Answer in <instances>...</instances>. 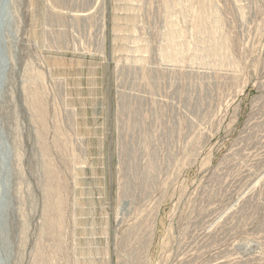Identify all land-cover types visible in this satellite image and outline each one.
<instances>
[{
    "label": "rangeland",
    "instance_id": "rangeland-1",
    "mask_svg": "<svg viewBox=\"0 0 264 264\" xmlns=\"http://www.w3.org/2000/svg\"><path fill=\"white\" fill-rule=\"evenodd\" d=\"M0 264H264V0H6Z\"/></svg>",
    "mask_w": 264,
    "mask_h": 264
},
{
    "label": "water",
    "instance_id": "water-1",
    "mask_svg": "<svg viewBox=\"0 0 264 264\" xmlns=\"http://www.w3.org/2000/svg\"><path fill=\"white\" fill-rule=\"evenodd\" d=\"M6 0H0V61L2 57V50H1V28L3 26V16H4V7H5ZM1 73V72H0ZM0 82H1V74H0Z\"/></svg>",
    "mask_w": 264,
    "mask_h": 264
}]
</instances>
